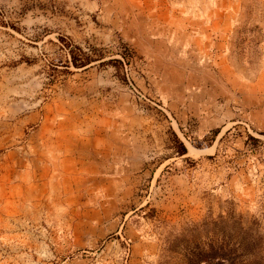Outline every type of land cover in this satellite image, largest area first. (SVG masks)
<instances>
[{"label":"rangeland","instance_id":"rangeland-1","mask_svg":"<svg viewBox=\"0 0 264 264\" xmlns=\"http://www.w3.org/2000/svg\"><path fill=\"white\" fill-rule=\"evenodd\" d=\"M261 121L264 0H0V264H264Z\"/></svg>","mask_w":264,"mask_h":264},{"label":"trees","instance_id":"trees-1","mask_svg":"<svg viewBox=\"0 0 264 264\" xmlns=\"http://www.w3.org/2000/svg\"><path fill=\"white\" fill-rule=\"evenodd\" d=\"M185 152V147L183 146V144H180V150L179 153L183 154Z\"/></svg>","mask_w":264,"mask_h":264},{"label":"crops","instance_id":"crops-1","mask_svg":"<svg viewBox=\"0 0 264 264\" xmlns=\"http://www.w3.org/2000/svg\"><path fill=\"white\" fill-rule=\"evenodd\" d=\"M261 122H264V121H261Z\"/></svg>","mask_w":264,"mask_h":264}]
</instances>
